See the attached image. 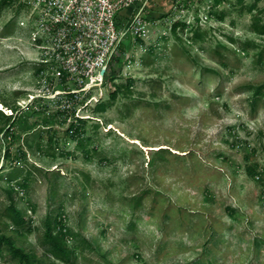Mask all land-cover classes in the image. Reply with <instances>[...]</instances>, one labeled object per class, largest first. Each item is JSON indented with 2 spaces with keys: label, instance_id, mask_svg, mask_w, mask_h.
<instances>
[{
  "label": "rangeland",
  "instance_id": "1",
  "mask_svg": "<svg viewBox=\"0 0 264 264\" xmlns=\"http://www.w3.org/2000/svg\"><path fill=\"white\" fill-rule=\"evenodd\" d=\"M142 15L104 84L60 111L31 98L47 89L25 8L0 10V109L19 105L0 134V232L34 264H69L43 244L59 214L72 264H264V0H147ZM16 261L3 245L0 264Z\"/></svg>",
  "mask_w": 264,
  "mask_h": 264
},
{
  "label": "built area",
  "instance_id": "2",
  "mask_svg": "<svg viewBox=\"0 0 264 264\" xmlns=\"http://www.w3.org/2000/svg\"><path fill=\"white\" fill-rule=\"evenodd\" d=\"M146 1L20 0L30 29L37 82L47 89L31 98L68 111L82 92L103 85L125 38L143 35Z\"/></svg>",
  "mask_w": 264,
  "mask_h": 264
},
{
  "label": "trees",
  "instance_id": "3",
  "mask_svg": "<svg viewBox=\"0 0 264 264\" xmlns=\"http://www.w3.org/2000/svg\"><path fill=\"white\" fill-rule=\"evenodd\" d=\"M242 1V0H239ZM220 0H215V4H218ZM13 3H19V6L22 7L23 4L20 0H0V10L10 6ZM254 6H250L249 9L252 10ZM197 24V23H196ZM186 27V23H181L177 21L173 24L172 30L176 32V28L180 26ZM194 26V24H193ZM192 26V28H193ZM196 26V25H195ZM197 27V26H196ZM194 29L196 36H199V31ZM251 30L257 32L259 34H264V23H260V20H255L252 22ZM113 77H111L112 79ZM113 80V79H112ZM132 79L129 80L126 84H119L115 90L110 91V97L115 99L119 92L125 91L126 93H130L132 89ZM255 100L260 96H264V83H261L254 87ZM6 105V104H5ZM106 103L100 102L97 105V111L103 112L106 109ZM13 110L12 114H7L3 109H0V134L4 131H9L13 128L15 119L14 113L18 111L19 105L15 104L13 107H10ZM78 127H76L77 129ZM95 149V148H94ZM1 160V159H0ZM250 169V168H249ZM251 175H253V171L250 169ZM17 178L16 173L10 175L9 180H14ZM29 180V177L26 176L23 179V182H19V185H24ZM18 182V181H16ZM17 189L16 187H14ZM9 204L4 209V216L12 221V223L20 228H23L26 223V213L21 210L17 202L15 201L13 195L11 194V190H9ZM44 236H43V244L50 245L49 253L55 258L65 261L69 264H72L74 248L69 244L70 238H72L71 231L67 228L65 222L63 221L61 215H56L54 218L48 216L44 220ZM3 245H7L12 255L17 259L15 264H34L33 263V255L24 252L18 247L14 245L13 240L0 232V251L2 250Z\"/></svg>",
  "mask_w": 264,
  "mask_h": 264
},
{
  "label": "bare ground",
  "instance_id": "4",
  "mask_svg": "<svg viewBox=\"0 0 264 264\" xmlns=\"http://www.w3.org/2000/svg\"><path fill=\"white\" fill-rule=\"evenodd\" d=\"M1 103V102H0Z\"/></svg>",
  "mask_w": 264,
  "mask_h": 264
}]
</instances>
